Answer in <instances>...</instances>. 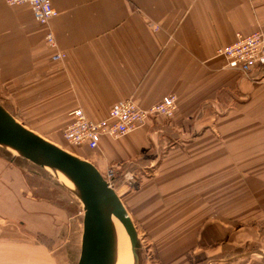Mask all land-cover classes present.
Listing matches in <instances>:
<instances>
[{"label":"crops","instance_id":"obj_1","mask_svg":"<svg viewBox=\"0 0 264 264\" xmlns=\"http://www.w3.org/2000/svg\"><path fill=\"white\" fill-rule=\"evenodd\" d=\"M50 2L58 17L44 26L27 3L0 0L5 110L58 145L76 109L98 123L125 99L148 109L175 96L172 119L73 155L99 173L141 172L119 193L147 243L140 264H264V70L243 76L216 55L238 33H264V0ZM62 214L49 228H0V264H68L35 237L62 244L76 219Z\"/></svg>","mask_w":264,"mask_h":264},{"label":"rangeland","instance_id":"obj_2","mask_svg":"<svg viewBox=\"0 0 264 264\" xmlns=\"http://www.w3.org/2000/svg\"><path fill=\"white\" fill-rule=\"evenodd\" d=\"M0 106L5 109L4 100H0ZM57 144L72 154L78 152L76 151L77 146L70 144L65 139L64 142ZM107 169L115 172V190L119 197H121L119 195L121 187L127 186L132 189L143 177L137 166L130 165L128 162L114 163L108 165ZM106 170L100 174L104 176ZM127 173L130 174L132 180L126 178ZM144 176H146L145 173ZM83 209L84 205L81 204L77 194L67 190L58 182L52 171L34 165L19 154L15 155L0 146V228H13L16 233L22 227L49 228L53 221L52 218L56 219L61 215V212L67 217L69 215L73 217L75 214L77 220L71 221V229L66 232L62 244L59 243L61 245L54 243V240L48 235L40 234L35 237L43 242L48 249L55 251L57 255L63 254L65 263L77 264L81 247V233H83ZM75 226L77 233L74 232ZM136 230L137 240L135 243H139L140 240L145 246L147 243L142 240L141 231L137 228ZM135 255L138 259L137 261L133 259V264H140V259L144 255L140 246L136 249Z\"/></svg>","mask_w":264,"mask_h":264},{"label":"water","instance_id":"obj_3","mask_svg":"<svg viewBox=\"0 0 264 264\" xmlns=\"http://www.w3.org/2000/svg\"><path fill=\"white\" fill-rule=\"evenodd\" d=\"M15 148L19 156L54 173L76 178L82 191L83 220L77 264H114L113 222H122L130 236L134 259L139 243L136 229L116 190L108 187L98 170L77 156L29 131L0 106V144Z\"/></svg>","mask_w":264,"mask_h":264},{"label":"built area","instance_id":"obj_4","mask_svg":"<svg viewBox=\"0 0 264 264\" xmlns=\"http://www.w3.org/2000/svg\"><path fill=\"white\" fill-rule=\"evenodd\" d=\"M10 6L28 4L31 8L33 17L38 23L48 26L49 22L58 17V11L52 6L50 0H4ZM233 43L220 47L216 53L227 63V68L238 71L241 75L250 77L255 69L264 70V33L256 30L250 34L242 35L238 33ZM46 42L56 54L52 62L62 63L65 56L59 52L55 36L52 30L46 34ZM177 98L173 95L165 97L159 103L152 105L148 109L139 107L133 100L115 104L108 116L98 123L89 121L84 115V111L76 109L72 113L73 121L71 125L64 130V138L70 144L81 147L86 146L90 150H97L99 141L102 137H110L114 140L126 137V135L136 131L139 126L142 127L157 117L172 119L177 111ZM102 176V175H101ZM126 178L132 180L127 173ZM103 180L108 187L115 190L114 180L115 172L107 169ZM117 191V190H116Z\"/></svg>","mask_w":264,"mask_h":264},{"label":"bare ground","instance_id":"obj_5","mask_svg":"<svg viewBox=\"0 0 264 264\" xmlns=\"http://www.w3.org/2000/svg\"><path fill=\"white\" fill-rule=\"evenodd\" d=\"M0 146L14 153L15 155L19 154L17 153L15 148L5 145V143L0 144ZM53 174L55 176V179H57V181L60 182L67 190L71 192H75V194H77L81 204L83 205L82 196H81L82 191L80 189L79 183L76 181V178H74V176L71 175H61L54 172ZM117 211H118V216L120 218L119 220H115L113 222L114 232L112 233V244H113L112 247H113V255L115 258L114 264H130V262H132L133 264V259L135 257L131 247L132 244H131L130 236L127 234V231L124 228L121 217V210L119 207H117Z\"/></svg>","mask_w":264,"mask_h":264},{"label":"trees","instance_id":"obj_6","mask_svg":"<svg viewBox=\"0 0 264 264\" xmlns=\"http://www.w3.org/2000/svg\"><path fill=\"white\" fill-rule=\"evenodd\" d=\"M135 188V187H134ZM138 237H139V235H138ZM142 240H145V237L142 235ZM139 243H140V247H142V245H143V243H141V241L139 240Z\"/></svg>","mask_w":264,"mask_h":264}]
</instances>
